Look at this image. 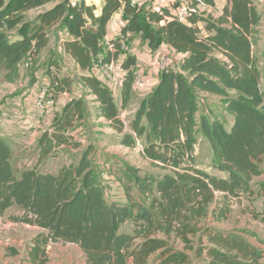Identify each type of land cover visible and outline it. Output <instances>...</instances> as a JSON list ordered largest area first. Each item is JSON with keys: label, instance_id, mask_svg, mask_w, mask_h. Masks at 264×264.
Listing matches in <instances>:
<instances>
[{"label": "trees", "instance_id": "1", "mask_svg": "<svg viewBox=\"0 0 264 264\" xmlns=\"http://www.w3.org/2000/svg\"><path fill=\"white\" fill-rule=\"evenodd\" d=\"M54 0H0V70L11 81L23 60H32L47 45L53 32L66 36L62 46L82 72L95 63L115 61L123 71L120 100L130 98L137 63L136 42L152 52L166 44L182 54L177 66L160 71L158 82L143 98L125 131L112 89L92 74L79 79L98 103V115L122 133L121 143L139 142L143 157L164 170L158 176L141 174L127 166V174L140 198L127 193L125 202L110 198L84 149L77 162L63 164L57 172L36 167L16 175L13 151L0 136V215L12 206L21 212L9 215L13 222L40 228L33 238L29 262L46 264L49 243L77 244L85 264H151L156 254L167 255L164 263L180 264L186 254L173 251L168 238L174 235L185 249L191 236L207 216L226 219L232 198L249 191L251 179L261 174L264 156V38L257 47L255 35L261 13L254 0H227L217 8L215 0H172L171 6L186 4L189 15L179 19L169 7H145L132 0H102V5L84 0H61L39 13L30 29L21 26L17 38L9 31L25 11ZM186 1V2H184ZM199 6L204 9L198 12ZM208 9H210L208 11ZM122 10L120 34L103 45L107 23ZM138 43V44H139ZM138 48L135 47V49ZM58 75L56 92L62 90ZM220 97L231 116L227 127L219 116L198 112V96ZM83 100L72 99L56 119L51 132L38 139L39 160L62 146L79 147L68 132L83 117ZM197 134L209 143L211 167L219 176L198 167L195 158ZM264 187V180L262 182ZM217 195H220L217 197ZM264 226V208L258 213ZM127 221L131 230L122 231ZM206 244L208 264H260L263 250L241 232H223L206 226L200 230ZM161 235V236H159Z\"/></svg>", "mask_w": 264, "mask_h": 264}, {"label": "rangeland", "instance_id": "2", "mask_svg": "<svg viewBox=\"0 0 264 264\" xmlns=\"http://www.w3.org/2000/svg\"><path fill=\"white\" fill-rule=\"evenodd\" d=\"M224 0H216L218 4H222ZM259 3V10H263V16L259 25L257 26V34L255 35L256 46L259 47L262 44V38L264 35V0ZM48 6L25 11L22 14L20 23L11 31L10 39H16L17 29L21 26L30 29L35 24L36 16L39 12L46 10ZM198 12L203 10L202 6L197 9ZM66 34L64 32L57 33L56 31L49 36V45L47 49L35 60H23L21 64V70L30 69L32 74L36 72V75H46L49 70L53 73H58V80L62 82V90L70 88L69 92H74L76 95L83 97V121L75 122L68 132L73 133L74 141L80 139L79 147L73 148L72 146H65L57 149L50 156L45 157L39 161H43L49 157L56 158L62 157L64 162L77 161L84 149L91 147L92 151L89 154V158L92 162L94 170L101 180V183L105 186L110 197L124 200L127 197V193L132 194L140 198L136 193L134 183L127 174V166L138 168L140 173L148 174L150 176H158L164 172L163 169L156 166L154 163L141 156V148L139 144L135 147H126L120 143V136L114 130L107 126L105 121L96 114L95 104L91 99V96L87 95L86 88L83 86L79 79V71L71 63L68 55H66L62 47H60V40L64 39ZM136 42L132 47L138 46V49L142 46L141 43ZM143 48L141 47V50ZM171 58V57H170ZM172 59V58H171ZM116 72L109 74V82H111V89L118 101V90L120 89L119 79L122 76V70L117 62ZM95 66L100 64L95 63ZM144 68V69H143ZM54 70V71H53ZM135 75L137 80L142 79L145 75V67L143 65L135 66ZM100 73V72H99ZM48 76V75H46ZM103 83H109L108 78L100 76ZM0 70V82L3 81ZM50 80V79H49ZM26 82L22 79L17 83V89L19 86ZM41 83H46L43 80ZM55 92L53 98L56 101V106H60V103L56 100ZM77 97V96H76ZM76 100V99H75ZM198 112L196 119L200 114H206L209 116H219L228 127L231 122V116L225 111L224 103L220 97L212 96L209 94H199L198 96ZM0 103V123L6 114L12 116L20 115L21 119L28 120L31 118L28 114L21 110L8 112L7 106ZM61 109V108H60ZM6 113V114H5ZM124 120L126 118L124 117ZM78 124V125H77ZM21 153L20 155L25 154ZM211 151L208 141L201 135L197 134V141L195 147V158L199 168L205 169L209 173H214L222 176V172H218L211 167ZM33 165V164H31ZM30 165V166H31ZM59 165V164H58ZM27 164H20L17 159L13 160V167L16 175L26 167ZM261 174L251 179L249 185V191L240 197L232 198L230 201V212L226 219L220 221H214L212 219L211 212L214 208L218 207L219 199L209 205L207 216L199 223V231L191 236L192 248L185 249L183 244L174 235L168 238V244L173 251H181L186 254V261L180 264H208V258L205 252L199 253L197 249H201L206 244V238L202 236L199 240L201 229L206 226L215 228L223 232L237 231L241 232L243 236L249 240L256 247L263 250L264 253V226L259 220L258 213L264 208V187L262 182L264 180V156L259 163ZM48 168H51L48 166ZM42 171L48 169L42 168ZM109 176H112L110 178ZM20 210L16 206L10 207L3 215H0V264H32L29 262V250L31 245V238L38 232L36 228H32L28 225L15 223L9 219V215L19 214ZM131 221H127L123 225L122 231L129 232L131 230ZM161 236V235H159ZM47 262L46 264H85V256L80 247L74 243H49L46 249ZM167 260V255L156 254L151 257V264H171L169 262L164 263ZM260 264H264V257L260 261Z\"/></svg>", "mask_w": 264, "mask_h": 264}, {"label": "crops", "instance_id": "3", "mask_svg": "<svg viewBox=\"0 0 264 264\" xmlns=\"http://www.w3.org/2000/svg\"><path fill=\"white\" fill-rule=\"evenodd\" d=\"M59 1H61V0H54V1H51V2H49L43 6L46 7L49 5V7L46 8V10H48L51 7H53L56 3H58ZM71 1H76V0H71ZM84 1L88 4H95L97 7H100V5H102V0H84ZM260 1L261 0H254V4L258 10H259L260 4H261V3H259ZM132 2L143 3L145 7L157 8L156 0H132ZM184 2H186V1H184ZM226 2H227V0H224L222 4H218L215 0L216 7L219 9L222 8L226 4ZM43 6H40L38 8H41ZM34 9H37V8H34ZM203 9H204V7H203ZM209 10L210 9H208V11ZM43 11H45V10H43ZM259 12L261 13V18H262L263 10H262V12H261V10H259ZM39 13H41V12H39ZM123 23H124V21L122 19V10H119L113 14L111 19L107 23V33L105 35L104 42H103L104 46L107 45V43L110 39H113L120 34V29H121ZM263 38H264V35H263ZM263 38H262V40H263ZM62 40L63 39L60 40L61 45L59 48L62 47V50H63ZM48 45H49V40L47 42V45L43 48V50L37 56H35V58L33 60L37 59L47 49ZM141 47L143 48L142 50H141ZM141 47H140V49L136 48L135 49L136 51L134 52L136 55V60H137V63L135 66L137 67L140 64L143 65L145 67V72H144L145 75L142 76V79H138V80H137L136 75H135L133 90L130 94L129 100L124 105H122L121 100H120V93H119L120 89L118 90V95H119L118 101L114 95L115 102L119 108V117L124 124L125 131H128V132H129L128 122L134 117L135 111H136L140 101L143 98H145L151 92V90L154 88V86L157 84L159 73H160L162 67H170V68L175 67V66H177L180 58L182 57V54L176 53L171 47H169L166 44L160 45V47L154 52L149 50V48L144 44H142ZM63 52H64V50H63ZM65 54L68 55L67 53H65ZM68 57H69L71 63L75 66L76 70L79 71V76L81 74H92V75L96 76L99 80H101L98 75H100V76H103V75L98 72L97 66L94 65L91 70H88L86 72H82L77 67V65L73 62V60L70 58L69 55H68ZM21 64H22V61L20 62L19 66L15 72V75L11 81L3 80L0 82V103H2L1 105L4 104V106H7L8 108H6V109L10 113L12 111L21 110L22 112L28 114L31 118L29 119V122H28V120H26V119L25 120L21 119L20 115L12 116L11 114L5 113L6 116L3 118V120L0 123V136H2L3 138H5L7 140V142L9 143V145L13 151L12 163H13L14 159H17L18 163H20V164L26 163L27 164V166L24 167L23 169L35 166L36 169L41 171V172L55 173L58 171V169L63 164L68 163V162H64L62 157L56 158L55 160H54V158L49 157L43 161H39V149L37 147L38 139L43 132H45V131L51 132L53 130L54 122L56 121V119L60 118L62 111L68 102H70L72 99H80V98L83 99V97L81 95H76L74 92H69L70 88L68 87L67 90L64 89V90L58 91V93L56 95V100L58 103H60V105L62 107L56 106V101H55V107L54 108L51 107V108H47L43 112H38V110L35 108V104H34V98H35L36 92L39 89V86L42 84L41 82L43 80L45 81V79H46V83L50 82L49 79L54 75V73L51 70H49V72H47L48 74H46L48 76L42 75V74L36 75V72H34L32 74V71L28 68L21 70V67H20ZM122 73H123V71H122ZM1 74H2V78H3L4 70H1ZM57 75H59V74L57 73ZM22 79L26 83L19 86L17 89L13 90V88L17 87V83L22 81ZM83 86H84V84H83ZM84 87L86 88V86H84ZM86 91L88 93L87 95L91 96L93 103H96L95 108H96V114L98 115V110H97L98 103L96 101H94V96L92 94H90V92L88 91L87 88H86ZM201 94H208V93H201ZM209 95H211V94H209ZM212 96H214V95H212ZM124 117L126 118V120H124ZM100 118L105 121V123L107 124L108 127H110L108 125V122L103 117H100ZM83 120L84 119L79 120L78 123H80ZM111 129L114 130L113 128H111ZM114 131L117 132L116 130H114ZM69 133L71 134V136H73V133H71V132H69ZM117 133L121 134L120 137L122 138V133H119V132H117ZM121 138H120V143H121ZM78 142H80V139L78 140ZM137 144H139L138 141H137ZM137 144H135V146ZM135 146H133V147H135ZM139 146H140V144H139ZM62 147H65V146H62ZM126 147H130V146H126ZM140 148H141V146H140ZM23 152H26V153L23 155H20ZM140 154H141V156H143L141 151H140ZM145 159H147V158H145ZM77 161H75V162H77ZM70 162H72V161H70ZM31 164H33V165H31ZM48 166H50L51 168H48ZM42 168H46L48 170L42 171L41 170ZM109 177L112 178V176H109ZM106 191H107V189H106ZM110 198L117 200L118 202H125V200H126V198L124 200L117 199L115 197H110ZM20 212H19V214H20ZM15 223H21V222H15ZM21 224H25V225H28L32 228H36L38 232L41 231L40 228L37 226L29 225L26 223H21ZM34 237H35V235L31 238V242L33 241ZM31 245H32V243H31ZM31 245H30V247H31Z\"/></svg>", "mask_w": 264, "mask_h": 264}, {"label": "built area", "instance_id": "4", "mask_svg": "<svg viewBox=\"0 0 264 264\" xmlns=\"http://www.w3.org/2000/svg\"><path fill=\"white\" fill-rule=\"evenodd\" d=\"M171 1L172 0H156V6L157 8L159 6L169 7L172 14L179 19H184L189 15L190 8L186 4L172 7ZM116 68L117 67H116L115 61L104 62L103 64H100V66H98V72H100L102 75L104 74V76L108 78V82H109L108 76L109 74H114L116 72ZM164 68H167V67H162V69ZM121 82H122V76H121V79H119L120 85H121ZM56 84L57 82L53 84L49 82V83H42L39 86V89L37 90L35 98H34L35 108L38 110V112H43L47 108L55 107V99L53 98V95L56 92V89H55ZM106 84L109 85V87L111 86V82L106 83Z\"/></svg>", "mask_w": 264, "mask_h": 264}]
</instances>
